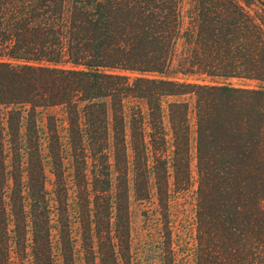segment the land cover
Instances as JSON below:
<instances>
[{"label":"trees","instance_id":"obj_1","mask_svg":"<svg viewBox=\"0 0 264 264\" xmlns=\"http://www.w3.org/2000/svg\"><path fill=\"white\" fill-rule=\"evenodd\" d=\"M184 4L0 0V264H124L132 194L170 238L191 115L195 264H264V0Z\"/></svg>","mask_w":264,"mask_h":264},{"label":"rangeland","instance_id":"obj_2","mask_svg":"<svg viewBox=\"0 0 264 264\" xmlns=\"http://www.w3.org/2000/svg\"><path fill=\"white\" fill-rule=\"evenodd\" d=\"M189 0H185L184 13L189 9ZM228 84L235 87H253L255 84L249 81L230 80ZM172 102H188L193 108L194 99L192 96L167 97L163 100L164 120L167 128L168 105ZM49 115L60 117L58 109H49L41 115V121H46ZM191 155H192V187L186 192L172 193L171 208L169 210V228L172 232L167 238L168 230L165 228L164 214L158 208L155 194L150 200H138L131 195L130 208V239L129 256L124 264H195L196 250V126L193 115H191ZM43 157L49 181L53 179L50 169V160L43 143ZM10 164V161H9ZM51 183V182H50ZM52 189L51 185H48ZM77 226H75V231ZM78 239V235L75 234ZM55 241L57 232L54 231ZM76 262L84 264L81 242L78 239L76 245ZM58 264H61L58 262Z\"/></svg>","mask_w":264,"mask_h":264}]
</instances>
